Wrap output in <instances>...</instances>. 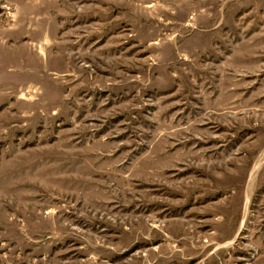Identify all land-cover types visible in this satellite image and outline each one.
<instances>
[{"label": "rangeland", "instance_id": "1", "mask_svg": "<svg viewBox=\"0 0 264 264\" xmlns=\"http://www.w3.org/2000/svg\"><path fill=\"white\" fill-rule=\"evenodd\" d=\"M0 264H264V0H0Z\"/></svg>", "mask_w": 264, "mask_h": 264}]
</instances>
